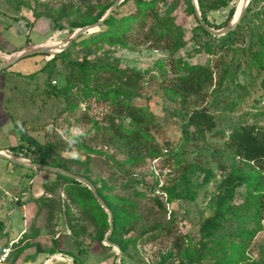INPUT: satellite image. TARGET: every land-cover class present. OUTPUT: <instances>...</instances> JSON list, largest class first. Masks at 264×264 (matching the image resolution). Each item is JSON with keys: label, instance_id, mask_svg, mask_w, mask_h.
<instances>
[{"label": "rangeland", "instance_id": "rangeland-1", "mask_svg": "<svg viewBox=\"0 0 264 264\" xmlns=\"http://www.w3.org/2000/svg\"><path fill=\"white\" fill-rule=\"evenodd\" d=\"M108 1L0 0V59L29 45L44 43L55 46L77 28L71 30L67 18L63 19L64 29L54 28L52 19L44 15L47 10L58 8L61 4L67 8L72 5V17L76 18L89 6H96L98 11ZM242 1L238 0L235 10ZM233 4L209 13L208 18L215 25L212 27L224 26ZM131 7L130 2L125 4L120 13L128 12ZM156 8L162 14L174 16L185 30L186 44L174 53L152 45L137 33L132 35L128 46H112L102 41L86 45L80 41L89 36L86 33L66 48L70 61L87 58L92 64H99L117 58L120 66L134 67L143 72V85L133 102L149 107L153 113L154 126L150 130L149 145L130 152L124 143L104 137L109 116L114 115L117 123L131 128L129 117L116 113L109 101L98 100L89 94L79 81L67 99L50 95L47 92L51 88L50 83L62 86L67 82L70 71L68 61L59 56L47 63L52 55L37 54L21 58L0 73V148L10 149L20 143L27 145L28 140L20 139L21 129L24 128L27 135L39 144L53 143L54 157L68 159L71 171H78L81 175L87 173L95 186L111 199L115 196L136 199L149 222L145 224L143 221L142 224L147 226L156 222L168 229L151 239L142 237L137 231L119 232L116 236L128 242L127 250L125 253L122 251L121 256L124 257V264H174L180 258L179 248L205 254L202 261L195 264H214L217 256L213 254L214 243L209 241L206 247L203 246L200 225L212 214L219 184L226 174L231 170L243 172L250 180L260 184V212L257 217L253 216L251 206L247 205L250 200L249 185L242 183L236 187L232 203L235 206L246 205L248 209L230 214L220 235L229 241L246 239L250 260L264 264V168L241 159L226 145L229 133L239 122L252 121L256 116L260 125H264V70L253 61V53L259 48L258 36L264 32L260 19L264 0L249 1L234 28L236 33L232 39L212 37L197 29L196 13L190 12L186 0H160ZM34 14H39V17ZM26 19L32 22L30 28L26 26ZM22 28L24 33L19 32ZM179 58L192 64L211 65L216 79L228 70L217 89L216 85L206 87L204 99H188L189 107H205L216 120V129L208 133L205 140H184L181 119L177 114L181 104L166 97L162 88L174 78L175 73L182 72L177 63ZM73 126L84 127L87 135L81 144L89 148L86 150L77 145L80 152L77 160L65 156V141L56 133V129ZM151 149L156 152L152 154ZM140 157L143 161L132 165L131 161ZM5 160L0 158V175ZM189 163L211 171L208 181H205L203 171H196L201 186L196 188L193 200L177 197L179 188L175 189L182 173H190L186 167ZM38 174L46 177L42 180L37 178L39 194L31 195L24 208L21 204L18 207L15 205L17 196L10 199L6 193L11 186L3 188L0 183V202H7V205H0V253L3 247H11L9 257L0 264H26V256L35 252L37 243L51 247L53 240L59 242L63 251L85 258L83 264H115L117 249L105 242L110 228L109 216L108 228L100 242L94 237L100 224L88 210V201L72 198L68 183L58 179L55 173L41 170ZM30 181L28 178L27 182ZM54 182L56 184L52 185ZM154 197L163 201L166 213L157 210L153 204ZM5 220L10 224L8 231ZM137 229L142 227L139 225ZM241 230L248 234L247 237L241 234L243 237L240 239ZM114 236L109 237V241L116 243ZM79 248L88 250L89 255L85 257ZM58 254L61 260L48 253H39L30 264L72 262L70 255ZM225 257L233 259L229 254Z\"/></svg>", "mask_w": 264, "mask_h": 264}, {"label": "trees", "instance_id": "trees-1", "mask_svg": "<svg viewBox=\"0 0 264 264\" xmlns=\"http://www.w3.org/2000/svg\"><path fill=\"white\" fill-rule=\"evenodd\" d=\"M160 0H123L114 11L107 17L101 26L91 32H87L89 36L82 38L80 41L86 45L97 43L99 41L106 42L112 46L122 45L128 46V41L131 39L134 33H137L143 37L147 42H150L156 47H164L170 50L172 53L181 49L185 44V30L178 24L175 17L172 15L162 14L156 8L157 2ZM115 0H110L103 6H100L99 10H95L96 6H89L86 11L79 14L76 18L72 17L73 6L69 8L65 4H61L58 8L53 10H47V17L52 19L54 28L64 29V18L70 21L71 30L74 27H80L83 25L91 24L101 18L105 12L112 6ZM131 3L133 7L126 13H120V8L127 3ZM188 9L195 14V8L192 0H186ZM229 9L228 19L223 23L226 25L229 19L235 12L236 4L238 0H198L199 9L202 17L207 24L214 26L208 18L211 11L220 8L228 7ZM36 13V12H35ZM39 17V14H34ZM261 25L264 28V9L260 15ZM197 29L202 30L205 34L218 37L232 39L236 33L235 29L229 31L226 34L216 36L207 31L197 19ZM32 22L26 19V26L31 27ZM86 34V33H85ZM73 43H76L74 41ZM72 45V44H71ZM258 50L253 53L254 64L258 68L264 70V32L258 36ZM1 48V47H0ZM47 55L44 53H38ZM37 55V54H34ZM32 56V55H30ZM63 57L67 62L70 71L67 76V82L62 86L49 84L51 88L47 91L50 95L64 96L66 99L72 95V89L76 85L77 81L81 83L85 90H89V94L95 96L98 100L109 101L113 106L116 113L119 115H126L129 117V123L132 126L127 128L122 124L116 122L115 116H109L108 125H106L103 131L104 137L108 139H114L124 143L130 152L138 149L140 146H147L151 142L150 130L154 126L153 113L149 107L135 105L133 99L136 95L140 94L143 81V72L134 67H122L119 65V59L114 58L111 62L92 64L87 58L83 60L74 59L69 60L68 49L63 50L57 54L52 55L48 62L53 61L57 57ZM177 63L182 69V72L175 73L174 78L169 80V83L164 85L163 91L170 100L178 101L181 104V108L177 114L181 119V131L185 141H200L205 140L207 134L213 132L217 123L214 116L205 107H189V97L194 99H204V92L207 86L216 85L219 87L228 74L224 72L215 78V70L211 65L189 63L183 59H178ZM10 67V66H9ZM7 68L0 71V73L6 71ZM264 86V79H263ZM20 139L28 140L27 145L22 143L12 146L10 149L16 154L28 157L36 162L44 164H51L59 166L67 170L71 169V164L68 159L63 157H54V144L41 145L33 137L28 136L24 128L21 129ZM80 148L89 149L84 144H78ZM227 147L232 150L241 159L248 162H253L259 167L264 168V125H260L259 120L255 116L252 121H241L235 125L229 136L226 139ZM35 146V148H33ZM33 149L35 153L33 155ZM152 154L156 150L151 149ZM143 161V158H134L131 163L139 164ZM187 170L182 173L175 189L179 188V193L176 194L179 198L195 199L196 188L201 186L199 176L196 174L197 170L204 172L205 181H208L211 177V171L202 168L195 163L187 164ZM32 178L37 170L30 169ZM77 174V172H75ZM90 179L87 173H82ZM57 178L68 183V188L72 198H83L88 205V210L98 220L100 227L96 229L94 237L98 241H102L104 237V231L108 228V214L104 211L98 200L93 195L92 191L83 183L78 180L72 179L62 174H56ZM91 180V179H90ZM249 185V201L247 205L251 206L254 217H257L261 209V194L260 184L257 181L250 180L243 172L229 171L219 184L220 190L215 196V206L211 215L205 218L200 225L201 240L203 246L206 247L207 243L213 242V254L216 256L214 264H256L255 261H251L246 252V239L240 241H229L225 236L220 235L225 221L230 217V214H238L243 209H248L246 205L235 206L232 203L234 191L236 187L242 183ZM95 184V182H93ZM56 182L52 183L55 185ZM70 184V186H69ZM100 196L106 201L108 207L113 214V233L114 241L121 247L125 253L127 250L128 242L118 238L116 235L119 232L126 231L127 233L137 231L142 237L146 236L148 239L156 238L163 232L168 231L165 227L159 223H149L147 217L141 212L140 203L129 197L115 196L112 199L104 194L100 188H97ZM174 191V190H173ZM171 190V194H172ZM18 204H22L20 198L17 200ZM153 204L157 207V210L162 213H166L167 209L162 200L157 197L153 198ZM145 221V224L142 222ZM142 229H137L138 226ZM104 227V228H103ZM254 233H252L253 235ZM248 234H245L247 237ZM110 236V237H111ZM245 237V238H246ZM251 237V236H250ZM54 245L51 247H44L40 243H37L36 250L33 254L26 256V264H30L36 260L39 253H48L51 256L58 253L64 255H70L72 262L70 264H83L85 258H81L78 254L65 252L60 249L59 242L53 240ZM80 247V246H78ZM81 254L85 257L89 255V251L85 248H79ZM180 258L179 261L174 264H195L196 261H202L205 254H195L189 248L178 250ZM229 254L233 256V259H227L225 256ZM121 258V264L123 263Z\"/></svg>", "mask_w": 264, "mask_h": 264}, {"label": "water", "instance_id": "water-1", "mask_svg": "<svg viewBox=\"0 0 264 264\" xmlns=\"http://www.w3.org/2000/svg\"><path fill=\"white\" fill-rule=\"evenodd\" d=\"M122 1L123 0H115V2L112 4V6L105 12V14L101 18H99L97 21H95L91 24H87V25H83V26L75 28L72 31V33L64 41L60 42L59 44H57L55 46L46 45L44 43L29 45V46L22 48V49L14 52L12 54L7 55L6 57H2L0 59V71H2L5 68H8L9 66L15 64L21 58H24V57H27L30 55H34V54H38V53L54 55L55 53H58V52L65 50L68 47V45L73 40L79 38V36L99 28L101 26V24L104 22V20L107 17H109V15L114 11V9ZM249 1L250 0H244V3L241 6V9L238 12V14H236V10H237L236 9L232 18L228 21V23L226 25H224L221 28H214L205 22V20L202 17L201 11L199 9L198 0H192V3L194 5L195 13H196L197 19L199 20L200 24L207 31H209L211 34L220 36V35L228 33L229 31L233 30L236 27V25L240 22ZM0 158L10 160L13 163H16L18 165L24 166V167L29 168V169H35L37 171L43 170V171H48V172H52L55 174H62V175L68 176L72 179L78 180L81 183L85 184L92 191L93 195L98 200V202L100 203L102 208L108 213L110 228H109V231L105 237V242L108 245H112L117 249V259H116L115 264H120V260H121V256H122V250L118 244L109 241V237H110V235L112 233V229H113L112 211L108 207L106 201L100 196V194L97 191V187L95 186V184L90 179H88L86 176H83L81 174H77L71 170H67V169L59 167V166H54L51 164H44L41 162L33 161L32 159H30L28 157L16 154L14 151H12L9 148H0Z\"/></svg>", "mask_w": 264, "mask_h": 264}, {"label": "crops", "instance_id": "crops-1", "mask_svg": "<svg viewBox=\"0 0 264 264\" xmlns=\"http://www.w3.org/2000/svg\"><path fill=\"white\" fill-rule=\"evenodd\" d=\"M19 32L24 33L23 28ZM30 174L31 170L29 168L13 163L12 161L7 159L5 160V164L1 168V187L6 188L8 187V185L11 186L10 189H6V193L9 194L10 199H12L11 196H17L18 198H20L22 202L21 208H24L27 205V201L31 195L39 194L38 191L40 188L36 182L37 178L39 177L42 180L44 179V177H46L38 174V171L32 178L29 177ZM28 178L29 180H31L30 182H27ZM17 200L15 205L18 207ZM1 203L7 205L6 201L5 203L1 201L0 205ZM5 223L7 227L6 231H8V229H10V224L7 221ZM53 256H57V258H59V254ZM59 260L61 259L59 258Z\"/></svg>", "mask_w": 264, "mask_h": 264}, {"label": "clouds", "instance_id": "clouds-1", "mask_svg": "<svg viewBox=\"0 0 264 264\" xmlns=\"http://www.w3.org/2000/svg\"><path fill=\"white\" fill-rule=\"evenodd\" d=\"M52 130V126H49V131ZM56 133L61 136L65 141L64 154L67 158L77 160L80 158V152L77 148L79 143L83 142L87 133L82 126H73L71 128L56 129Z\"/></svg>", "mask_w": 264, "mask_h": 264}, {"label": "built area", "instance_id": "built-area-1", "mask_svg": "<svg viewBox=\"0 0 264 264\" xmlns=\"http://www.w3.org/2000/svg\"><path fill=\"white\" fill-rule=\"evenodd\" d=\"M17 199L18 197L16 198V200ZM10 251H11V247L9 245L2 248V251L0 253V263L7 260V258L9 257Z\"/></svg>", "mask_w": 264, "mask_h": 264}, {"label": "bare ground", "instance_id": "bare-ground-1", "mask_svg": "<svg viewBox=\"0 0 264 264\" xmlns=\"http://www.w3.org/2000/svg\"><path fill=\"white\" fill-rule=\"evenodd\" d=\"M243 3H244V0L242 1L241 6L243 5ZM241 6L236 10V14H238V12L240 11Z\"/></svg>", "mask_w": 264, "mask_h": 264}]
</instances>
